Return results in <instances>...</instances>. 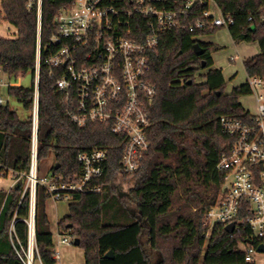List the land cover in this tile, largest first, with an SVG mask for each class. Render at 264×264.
<instances>
[{
    "label": "trees",
    "instance_id": "trees-1",
    "mask_svg": "<svg viewBox=\"0 0 264 264\" xmlns=\"http://www.w3.org/2000/svg\"><path fill=\"white\" fill-rule=\"evenodd\" d=\"M213 1L222 14L233 19L228 33L234 44H258L259 53L244 59L242 65L247 76H263L264 0ZM73 2L42 0L38 166L52 154L54 163L49 171L68 176L79 170V152L106 148L108 155L103 176L93 182L104 191L73 195L69 214L58 223L59 232L79 240L85 264H254L245 260L246 253L240 248L248 234L229 235L222 225H215L206 237L205 214L224 184L225 172L217 165L234 144L220 120L248 121L249 112L239 98L251 93L246 82L227 93L223 73L213 68L211 56L221 47L193 39L220 28L198 33L175 30L163 34L158 46L148 52L146 78L156 87L149 108L150 147L138 172L128 175L120 172L121 137L114 135L108 124L78 126L67 118L63 97L53 88L55 78L43 64L49 55L44 47L56 32L55 17ZM1 8L16 35L0 37V69L9 80L27 74L34 79L36 14L27 10L24 0H1ZM196 43L204 49L200 56L193 49ZM7 95L16 99L28 116L21 120L8 101L0 104V177L10 174L15 180L9 191L0 190V264H25L31 219L26 182L34 82L30 88L8 86ZM118 176L135 177L128 197L136 208L121 207L119 197L113 194L111 185ZM47 199L44 189L37 186L34 258L40 264H55L53 234L45 212ZM109 251L112 258H105Z\"/></svg>",
    "mask_w": 264,
    "mask_h": 264
},
{
    "label": "built area",
    "instance_id": "built-area-1",
    "mask_svg": "<svg viewBox=\"0 0 264 264\" xmlns=\"http://www.w3.org/2000/svg\"><path fill=\"white\" fill-rule=\"evenodd\" d=\"M24 1L27 10L34 12L37 19L30 167L26 185L31 219L25 264H30V258L36 253L32 215L37 186L55 203L71 199L75 194L103 192L104 188L93 182L104 174L108 150L94 148L79 152V170L68 176L50 171L38 173L42 0ZM231 25L233 19L222 14L213 0H74L55 17L56 32L44 47L49 55L43 64L49 76L55 78L53 88L63 97L66 117L78 126L88 122L108 124L111 132L122 139L120 172L134 175L150 147L149 108L156 96V87L146 78L148 52L158 46L163 34L175 30L198 33L208 28L228 30ZM193 39L198 40V36ZM246 83L256 112L249 113L248 121L220 120L222 130L234 138V144L217 165L219 171L225 172L224 184L216 203L205 214V226L208 228L206 237L215 225L225 228L233 224L229 235L248 234L240 248L243 246L241 250L246 253L245 260L252 262L257 246L264 245V75L247 76ZM69 237L60 238L58 244H70Z\"/></svg>",
    "mask_w": 264,
    "mask_h": 264
},
{
    "label": "rangeland",
    "instance_id": "rangeland-1",
    "mask_svg": "<svg viewBox=\"0 0 264 264\" xmlns=\"http://www.w3.org/2000/svg\"><path fill=\"white\" fill-rule=\"evenodd\" d=\"M216 14H218L217 10L215 11ZM4 13L1 8L0 3V37L3 38H13L16 35L15 28L10 25L8 22L4 19ZM200 41H207V42H213L221 47V49L214 53L213 59L215 66L222 69L224 77L226 79V92H230V90L233 87H236L238 85H241L247 81V75L244 71L243 65H242V59L245 57H250L252 53H256L258 50L256 43L246 44L241 43L240 45V52L237 55L236 50L234 49V45L230 39L228 30L225 28H221L217 30L214 34L210 36H205L199 38ZM243 46V50L241 51V47ZM237 58L234 60V62L230 61V56H234ZM200 74L203 73V71L199 72ZM198 75V71L196 73V77ZM198 79V78H197ZM199 81V79H198ZM34 82V79L32 78L31 74H27L24 77L18 78L17 80L14 79H8L7 76L1 71L0 69V94L4 101H8L9 106L12 110L16 111L19 118L21 120H26L28 114L23 109L21 104L14 98L9 97L7 95V87L8 86H14V87H24V88H30L32 86V83ZM239 102L242 105V107L248 111L249 113L253 114L256 112V105L254 101L250 98V96H243L239 98ZM54 162V156L51 154L50 157L41 163H39V174H47L49 171V168L52 166ZM135 177H123L118 176L116 179L112 182V188H113V194L115 196L119 197V203L121 204V207L125 208H136L135 204L129 199L128 193L130 188L134 184ZM28 182V181H27ZM26 182V185H27ZM9 184H12L10 188L13 187L15 184V180L11 178L9 175ZM9 188V189H10ZM70 203V199H65L62 201H59L57 203H53L52 200L48 199L46 201V209L48 214L51 215L52 222L51 227L52 231L55 230L56 224H55V216L57 215L59 218H62L68 214V206ZM73 239L69 237V245L68 248L70 250H78L77 246L72 244ZM243 248V246H241ZM61 253V252H60ZM71 255L69 253H61V261H64L65 263H69ZM252 262L254 264H264V252H256L252 255ZM32 264H40L38 259L34 258L32 259Z\"/></svg>",
    "mask_w": 264,
    "mask_h": 264
},
{
    "label": "crops",
    "instance_id": "crops-1",
    "mask_svg": "<svg viewBox=\"0 0 264 264\" xmlns=\"http://www.w3.org/2000/svg\"><path fill=\"white\" fill-rule=\"evenodd\" d=\"M210 36V35H209ZM230 36V35H229ZM201 37H205V36H199L198 37V40L200 41V39L199 38H201ZM230 39H231V37H230ZM231 41H232V39H231ZM201 42H207V41H201ZM210 43H213V42H210ZM232 43H233V41H232ZM241 43H243V42H241ZM241 43H239V44H234L233 43V45H234V49L236 50V54L238 55L239 54V52H240V45H241ZM244 43H246V42H244ZM253 43H256V42H253ZM215 44V43H214ZM247 44V43H246ZM248 44H251V43H248ZM257 44V43H256ZM217 45V44H216ZM257 47H258V50L256 51V53L254 52V53H252L251 54V56L250 57H253V56H255V55H257L258 53H259V46H258V44H257ZM243 50V46L241 47V51ZM215 53V52H214ZM214 53H212V59H213V55H214ZM235 57V55L234 56H230V61L231 62H234V58ZM250 57H245V58H241L242 59V62L244 61V59H246V58H250ZM213 68H219V67H217V66H215V63H214V59H213ZM219 69H221V68H219ZM221 71H222V69H221ZM222 73H223V71H222ZM223 76H224V74H223ZM225 78V77H224ZM226 80V79H225ZM239 86V85H238ZM237 87V86H236ZM234 88V87H233ZM232 88V89H233ZM231 89V90H232ZM231 90H230V92H231ZM229 93V92H228ZM2 99V98H1ZM2 101H3V99H2ZM5 102V101H4ZM54 163V162H53ZM10 175V174H9ZM9 175L7 176V177H0V190H5V191H9V188L11 187V185L12 184H9ZM48 200V199H47ZM46 200V201H47ZM46 201H45V212H46V215H47V218H48V221H49V225H50V231H51V233L53 234V244H54V247H53V250H54V252H55V254H58V258L56 259L57 260V262L55 263V264H85V258H84V252H83V250L82 249H80L78 246H77V249L78 250H70V248H68V245H60V244H58V241H59V239L60 238H62V237H65V236H68L67 234H61L60 232H59V230H58V223L63 219V218H65L68 214H69V210H68V214L66 215V216H64V217H62V218H59L57 215L54 217L55 218V224H56V227H55V230L54 231H52L53 229H52V227H51V222H52V218H51V215L50 214H48V212H47V209H46ZM54 203V202H53ZM73 244V243H72ZM63 253V252H65V253H69L70 255H71V257H70V259L68 260L69 261V263H65L64 261H61L62 259H61V253Z\"/></svg>",
    "mask_w": 264,
    "mask_h": 264
},
{
    "label": "water",
    "instance_id": "water-1",
    "mask_svg": "<svg viewBox=\"0 0 264 264\" xmlns=\"http://www.w3.org/2000/svg\"><path fill=\"white\" fill-rule=\"evenodd\" d=\"M193 49H194V52H195V54L197 56H200V55H202L204 53V49L201 48V46L198 43L194 44ZM56 167H58V165H56ZM32 222H33V225H34V212H33V215H32ZM225 231L227 233H231L233 231V224L227 225L225 227ZM249 243L251 244L252 242L250 241ZM73 244L75 246H78L79 240L77 238H74L73 239ZM256 249H257V252H264V245L263 244H259ZM112 256H113V252L112 251H109L105 255V258H112Z\"/></svg>",
    "mask_w": 264,
    "mask_h": 264
},
{
    "label": "bare ground",
    "instance_id": "bare-ground-1",
    "mask_svg": "<svg viewBox=\"0 0 264 264\" xmlns=\"http://www.w3.org/2000/svg\"><path fill=\"white\" fill-rule=\"evenodd\" d=\"M30 264H32V259L30 258Z\"/></svg>",
    "mask_w": 264,
    "mask_h": 264
}]
</instances>
